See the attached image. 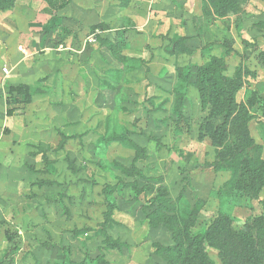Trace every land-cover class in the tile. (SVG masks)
<instances>
[{
	"label": "rangeland",
	"instance_id": "1",
	"mask_svg": "<svg viewBox=\"0 0 264 264\" xmlns=\"http://www.w3.org/2000/svg\"><path fill=\"white\" fill-rule=\"evenodd\" d=\"M180 2L0 8L28 54L17 81L30 86L0 120V264H96L99 253L107 264H197L203 247L211 264H240L241 248L261 242L264 180L253 159H264V0ZM16 69L1 68L5 81ZM120 133L143 149L136 161L134 148L106 140ZM131 181L146 190L123 185ZM159 193L168 227L145 218ZM106 197L115 207L105 231L120 248L102 243ZM240 229L249 241L232 234ZM173 231L188 249L156 252Z\"/></svg>",
	"mask_w": 264,
	"mask_h": 264
},
{
	"label": "trees",
	"instance_id": "2",
	"mask_svg": "<svg viewBox=\"0 0 264 264\" xmlns=\"http://www.w3.org/2000/svg\"><path fill=\"white\" fill-rule=\"evenodd\" d=\"M234 2H235V0L234 1L226 0V8H229V7L235 8ZM11 3H13V0H0V8H3L4 6H8ZM101 26L105 27L104 24H101ZM111 51L113 52L114 55L116 54V52L113 48H111ZM260 55L262 56V53ZM116 58H119L118 55H116ZM221 64H222V60H219L216 64L217 68L214 71H215L217 79H219L220 81H226L227 79L224 78V76L222 74ZM27 88L28 87L26 85H23V84H19V85H15V86L11 85L8 87V94L9 95L6 97V100H5L6 106H7L6 113L8 115H12L15 111V107H11L12 104H16V105H18V107H21L22 103L23 104L25 103V98H24L25 94L24 93H25V90ZM224 98L226 100L225 95H224ZM232 100H233V98H232ZM230 104H232L233 108H235V107L237 108L239 106L237 103H235L233 101H231ZM106 140L107 141H112V140L119 141V142L124 143L125 145H127L129 147L134 148L136 150L135 151L136 154L134 156L135 161L138 159L137 157L140 155L141 151L143 150L140 146H138L137 144L132 142L126 133L111 135V136L107 137ZM250 143H251V140H250ZM249 146H250L249 143H247V145L245 147L249 148ZM259 158L253 159V163H255V166H253V171L264 180V159H261V158L259 159ZM135 161H132V162L135 164ZM230 169L232 171V176L234 177V174L236 173L235 168H230ZM123 185L131 186V189L134 190V193H136V194L143 193L146 190L145 187H142L141 189L138 190L137 189L138 183L134 182V181H131V183H124ZM263 186H264V183H263ZM237 188L240 189V187H237ZM262 202L264 203L263 200H262ZM106 206H107V211L104 214L105 220L99 224V226L101 227V235L103 236L102 237L103 238L102 243H103L104 248H107V249L108 248H114V249L120 248L122 246V243L118 239L112 238L105 231L106 223H108V221L113 222V220L108 216H110L111 211L115 207V203H114V201H109V199L106 197ZM153 206H155V207L153 209H151ZM145 207L146 206H143V209H145ZM148 207L150 208V211H146V212H144V214H145V218L147 219L149 226L154 227V226H157L159 224H161L163 226L168 225L165 218L164 219L159 218L160 213L162 214L163 211L166 212V211H169V209H170V201L167 198L165 199L163 197V194L159 193L153 197L148 198ZM157 217H158V219H156ZM257 220L264 222L263 217H259V218H257ZM258 231H260V237H261L260 241L262 243L261 242L260 243L255 242L254 244H252L250 242V244L248 246H246L244 249L241 248V260L239 261L240 264H264V242L262 241V239H264V227H263V229L259 228ZM173 233H174L173 245L161 246L158 243L152 244V246L156 248V252L167 251L170 253V256L173 257V256L181 255L184 250L188 249V247H185L181 243L182 242L181 237L177 234V232L173 231ZM232 234L237 235L240 238V239H238V241H240V242L249 241L248 234L245 231H243L242 229L236 230L235 232H232ZM206 235H208V233ZM200 251L201 252L203 251L202 252L203 254H201ZM200 251L198 248L194 249V254H197V256H199L201 258L200 262L197 261V264H211L207 259V254H206L207 252H205L204 247L201 248ZM93 259L95 260L96 264H107L108 263L105 259H103L101 253L97 254ZM234 264H237V259H235Z\"/></svg>",
	"mask_w": 264,
	"mask_h": 264
},
{
	"label": "crops",
	"instance_id": "3",
	"mask_svg": "<svg viewBox=\"0 0 264 264\" xmlns=\"http://www.w3.org/2000/svg\"><path fill=\"white\" fill-rule=\"evenodd\" d=\"M176 1L179 3L181 0H176ZM176 1L174 0V2H176ZM180 3H182V2H180ZM3 15H4V18H0V49L3 50V52H2L3 54L0 56V58H2L4 60V64L0 65V90L1 89L3 90V88H4L3 85L5 87H7V90H8V87L11 85L12 86L19 85V84L26 85V82H23L21 80L17 81V79L19 78V76L17 74H20V70H18L16 68L20 63L23 62V60L26 59L28 54H24L23 57H20L19 51H21L20 47H23V45L20 44V42L18 40H16L15 36L11 40V35L17 31L16 22H11L9 20L8 13H3ZM2 16H0V17H2ZM7 65H9L12 70L16 69V71H15L16 75H14V74L12 75L13 77H12L11 81H9L8 79L5 81V78H7V76H4L2 74V71H1V68L3 66L7 67ZM19 68H21V67H19ZM24 68H26L32 72V66L29 63H27L23 67V69ZM26 86H28V88H30L29 85H26ZM5 100H6V97L2 98L3 108H2V114H0V120H2V121H6L9 117L10 118L13 117V116H9V115L7 116L6 115V101ZM223 182H226V178L224 179ZM158 227H160V226L158 225Z\"/></svg>",
	"mask_w": 264,
	"mask_h": 264
},
{
	"label": "built area",
	"instance_id": "4",
	"mask_svg": "<svg viewBox=\"0 0 264 264\" xmlns=\"http://www.w3.org/2000/svg\"><path fill=\"white\" fill-rule=\"evenodd\" d=\"M2 71H3L4 73H6V72H7V69H6V68H3Z\"/></svg>",
	"mask_w": 264,
	"mask_h": 264
}]
</instances>
